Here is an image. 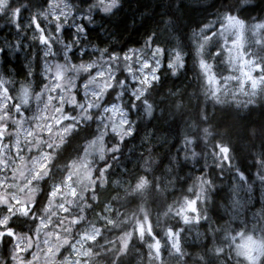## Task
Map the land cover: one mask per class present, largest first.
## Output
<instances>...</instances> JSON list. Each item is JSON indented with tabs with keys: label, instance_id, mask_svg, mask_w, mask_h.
Wrapping results in <instances>:
<instances>
[{
	"label": "clouds",
	"instance_id": "clouds-1",
	"mask_svg": "<svg viewBox=\"0 0 264 264\" xmlns=\"http://www.w3.org/2000/svg\"><path fill=\"white\" fill-rule=\"evenodd\" d=\"M0 264H264V0H0Z\"/></svg>",
	"mask_w": 264,
	"mask_h": 264
}]
</instances>
